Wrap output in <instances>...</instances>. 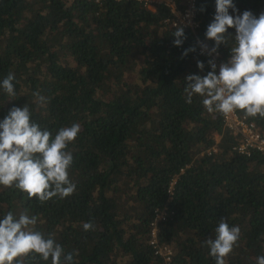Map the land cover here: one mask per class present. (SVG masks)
Wrapping results in <instances>:
<instances>
[{
  "label": "trees",
  "instance_id": "1",
  "mask_svg": "<svg viewBox=\"0 0 264 264\" xmlns=\"http://www.w3.org/2000/svg\"><path fill=\"white\" fill-rule=\"evenodd\" d=\"M233 3V16L264 12V0ZM214 14L215 0H199L200 28L184 30L176 47L165 6L0 0V81L12 73L16 90L8 97L0 89V121L27 104L31 120L53 137L61 127L80 125L68 148L76 191L41 205L0 186V220L8 212L37 216L35 229L73 253L74 264H164L151 242L156 212L166 209L156 240L172 250L171 264H216L203 242L215 238L221 219L241 231L227 264H256L264 255V157L235 151L238 140L222 116L208 113L199 95L187 103L184 92L188 75L212 70L214 60L200 45L214 46L205 37ZM235 31L228 29L227 44L217 50L224 60ZM37 91L47 99L43 107ZM248 121L264 134V118ZM85 222L93 230L85 231ZM29 264L51 262L37 257Z\"/></svg>",
  "mask_w": 264,
  "mask_h": 264
},
{
  "label": "clouds",
  "instance_id": "2",
  "mask_svg": "<svg viewBox=\"0 0 264 264\" xmlns=\"http://www.w3.org/2000/svg\"><path fill=\"white\" fill-rule=\"evenodd\" d=\"M229 9L238 12L233 0H215V14L208 25L205 37L214 41L209 50L201 43L202 52L216 53L221 44H227L229 28H235V46L230 59L219 66L209 60L211 71L201 77H186V102L194 95L203 97L202 104L208 113H219L224 117L242 111L245 118H264V12L259 17L245 10L239 15H230ZM173 44L183 45L186 36L183 26L173 32ZM198 43H200L198 41ZM195 47L184 51L183 56L194 52ZM200 70L204 63L198 61ZM15 76L9 73L0 81V89L8 97H15ZM35 102L43 107L46 97L38 91L33 93ZM80 132V125L61 127L55 136L31 120L27 104L12 107L0 121V186L15 188L28 199L36 198L44 203L54 198L64 199L76 191V184L69 178L73 154L68 150ZM38 218L26 212L17 218L8 212L0 220V264H29V261H49L51 264H74L73 253L65 254L63 247L49 235L45 238L35 229ZM92 222L83 223L85 231L93 230ZM238 226H229L223 219L215 228V238L203 242L216 264H227L240 239ZM256 264H264V255L256 258Z\"/></svg>",
  "mask_w": 264,
  "mask_h": 264
},
{
  "label": "built area",
  "instance_id": "3",
  "mask_svg": "<svg viewBox=\"0 0 264 264\" xmlns=\"http://www.w3.org/2000/svg\"><path fill=\"white\" fill-rule=\"evenodd\" d=\"M102 0H95V2H100ZM118 2L121 1H129V0H116ZM141 3L145 8L155 11L158 6H165L171 10L173 15V19L171 24L174 28L178 25L183 26L184 30H191L193 33H196L200 28V22L198 20V2L199 0H180V6L172 0H132ZM202 54H209L208 52H202ZM210 55V54H209ZM217 67V74L219 73V66L222 63H227L228 60L222 59L219 53H212L210 55ZM222 116V115H221ZM224 128L228 130L234 137L238 140V146L234 149L241 155H245L250 157L253 153L259 154L264 157V134L258 131L257 126L254 123L248 121V118L245 116H241L238 111L229 115L228 117L222 116ZM211 151V150H210ZM208 151V154L209 152ZM216 151V149H213ZM183 172V170H182ZM177 182V177L171 183V188ZM167 217L166 209L163 211L156 212V216L154 222L152 223L153 232V240L151 242L152 245L156 248V254L162 256L164 258V264H171L172 258V250L169 247H161L157 240V226L161 221H164Z\"/></svg>",
  "mask_w": 264,
  "mask_h": 264
}]
</instances>
